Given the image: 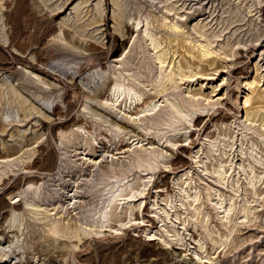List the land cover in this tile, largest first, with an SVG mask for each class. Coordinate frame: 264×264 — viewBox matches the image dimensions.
Instances as JSON below:
<instances>
[{"label": "rangeland", "instance_id": "1", "mask_svg": "<svg viewBox=\"0 0 264 264\" xmlns=\"http://www.w3.org/2000/svg\"><path fill=\"white\" fill-rule=\"evenodd\" d=\"M115 84L139 98L105 108ZM154 95V113L138 114ZM112 154L129 168L120 184ZM0 180V222L12 216L28 248L8 261L264 264V0H0ZM113 185L126 196L107 209L112 228L78 244L46 236L88 221ZM39 187L57 214L10 211Z\"/></svg>", "mask_w": 264, "mask_h": 264}, {"label": "bare ground", "instance_id": "2", "mask_svg": "<svg viewBox=\"0 0 264 264\" xmlns=\"http://www.w3.org/2000/svg\"><path fill=\"white\" fill-rule=\"evenodd\" d=\"M122 23H123V21H122ZM124 25H126V24L124 23ZM172 27H175V26H172ZM126 28L128 29L127 25H126ZM123 38H125V34L124 33L121 34V37H120L122 42H123ZM89 44L92 45V46H95V44H93V43H89ZM208 54H209V52L203 51L201 56L205 57ZM169 79L170 78H168V80ZM156 92H157V94H159L158 91H156ZM112 94L113 95H112V98H110V102L109 103L101 104V105H105V108L106 107H108V108L110 107V109H114L116 106H118V103H123L126 100H128V96H129V99L135 98L134 100H137L139 98V93L138 92H136V91L130 92V89L125 87V86H123L122 84H115L112 87ZM99 95L96 94L95 97L94 96H92V97L85 96V97L87 99H89V100H93L94 98H96L95 99V101H96L97 98L99 99L101 97V95L100 96ZM154 97H156V96L154 95L148 101H145V102L143 101L142 104H141L140 110L137 113L138 114L140 112L144 113V117L145 118H148L149 116H151L154 113V111L156 110V103H155V101H153ZM249 100H250V98L246 97L245 100H244V103H248ZM66 102H67V100H66ZM98 104L100 105L99 102H98ZM168 104L170 106L173 105V103L170 102V101H168ZM143 105H145V106L143 107ZM70 107H71V105L68 104V110L70 109ZM57 110H58V108H56V111ZM245 110H246V116H247L248 115V113H247L248 108L245 107ZM113 111L115 113H117L115 110H113ZM176 111L180 112L179 110H176ZM63 113H65V112H63ZM63 113H61V114H63ZM92 113H93L92 114L93 118H95L97 120L100 119L102 121V119H101L102 117L106 118L105 116L102 115V113L101 114L100 113H96V112H92ZM55 115H56V113H55ZM69 116L70 115H68V117ZM26 117H28V116H26ZM114 117L110 116L111 119L109 118L110 120H108L110 125H111V127H113L114 131H117V132L120 133V132H124V130H127L128 128H130V126H128L127 122L122 121V119L121 120H117ZM196 120H198V117L196 118ZM103 121H107V120H103ZM103 123H105V122H103ZM65 125L67 126V124H65ZM80 128H81V126H80ZM130 131H131V128L126 131V134L129 133ZM108 152L109 151H107V150H102L100 155L102 157H104V155H107ZM9 153H11V152H9ZM108 156H105V157H108ZM112 156H113V154L110 155L111 159H110L109 164L107 165V168H109L111 170H116V168H117V170H118L117 173H119V175L118 176H114V178H115L117 184L123 183L124 179L126 178V177H124V173H125V171H129V168L125 167V165L123 164V161H120L118 163L116 158H112ZM175 158H176L177 162H173V165H174L173 169H178L179 167H176L177 163H183L184 164V160L181 159L178 155H176ZM99 162L100 163H98V166H97L98 169L104 170L102 165H101V163L103 162L102 159ZM95 163L96 162H94L93 165H95ZM34 166H35V164H34ZM140 166H141L140 163L137 162V167L139 168ZM48 167H49V165H48ZM32 168H33V166H28V169L31 170ZM44 170L48 171L49 168L46 167ZM28 175H27V182L26 181L25 182L29 185L28 188H30V187L33 186V183H35L37 181V175L36 176L34 174L33 175H29V176ZM162 181H164V180L162 179ZM2 183H4V182H2ZM41 183L43 184L42 181H41ZM164 184H165V181H164ZM152 185H153V183H152ZM15 187H16V185H15ZM11 189H13V188H10L9 190H11ZM41 190H43V189H40V187L38 188V191L33 190V191H30V192H27V190H25L26 194L23 192L25 194V196L22 197L23 198V205L21 203H19V202L17 203V201L20 200V198L17 197L15 200H12V201L8 202V207L10 208V211L15 213L16 210H20L23 207H27V206L31 207V209L41 208L40 206H42V204H39L38 201H36V199L40 200V201H43V200L46 199L45 195H47V194H44V192H41ZM121 191L122 190L120 189L119 185H113L111 188H109L107 190H106V188H103V189H100V190H96V192L99 194L98 197H99L101 206L98 208V211H94V212L92 211V215L89 216L90 219L88 221L85 220V222H82L79 219H75L73 217H70V218H67L66 222L63 224V226L61 228L53 224V225H49L46 228L42 227V230L44 231V233H46V236H49V237L53 236L55 240L59 239V240L63 241V239H60V238L61 237H65L69 241H75L76 240L77 244H78V242H81V240L83 238H86V237H89V236H92V235L100 234L103 231H105L107 227L112 228L111 224L107 223V217H108L107 216L108 215V210L107 209L109 208V209H112L113 211H115V210L118 209V207H120L121 203H123V200H124V198L126 196L125 194H120ZM11 193H13V191H11ZM16 196L17 195H15L14 197H16ZM131 196L133 197V196H136V195L133 193ZM78 197H79L78 192L75 191V193L72 194V198H71V200H73L71 207H73L74 210L77 207L78 208L82 207V205L80 204L81 201H79ZM98 205H99V202L97 204H94V207H95L94 209H96V207ZM52 209L56 210L55 214L58 213V210H57L58 209V205H53V207L50 208V209H47V207L45 206V207H42L40 210L49 211V210H52ZM135 219H137V217ZM12 220H13V218L11 216L10 219H8V221H7L8 225L5 226V227L2 225V222H0V253H1L0 263H6V264H18L19 263L21 257H18V258L13 257V258H15V261H13V262H12L13 258H11V260L8 261V258H9V252L8 251L12 248V246H16L17 248L22 249V254H21L22 256H23L24 252H26L27 249H28L26 245H25V248H24V247H20V244H18L20 239H19V235H18L17 232L21 228H19L20 224H14V223L11 222ZM70 220H73L74 223H71ZM115 231H116V229H115ZM8 234H10V235H8ZM72 239H74V240H72ZM6 242H7V244H6ZM77 244L73 243V245H72V251L74 253H75L74 248H77ZM74 255H73V257H74ZM178 255L180 256V254H178ZM47 259L49 260L50 257L47 258ZM75 259H77V258H75ZM51 260H49V261H51ZM178 261H180V260H177V262ZM177 262H174V264H177ZM45 263H46V261H45ZM58 264H61V261H60V263L58 261ZM63 264H64V261H63ZM65 264H66V260H65ZM76 264H77V262H76Z\"/></svg>", "mask_w": 264, "mask_h": 264}]
</instances>
